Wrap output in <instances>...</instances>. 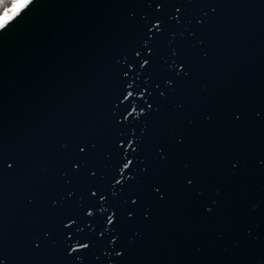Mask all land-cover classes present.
I'll return each mask as SVG.
<instances>
[{"label": "water", "instance_id": "obj_1", "mask_svg": "<svg viewBox=\"0 0 264 264\" xmlns=\"http://www.w3.org/2000/svg\"><path fill=\"white\" fill-rule=\"evenodd\" d=\"M0 264H264V0H35L0 32Z\"/></svg>", "mask_w": 264, "mask_h": 264}, {"label": "snow or ice", "instance_id": "obj_2", "mask_svg": "<svg viewBox=\"0 0 264 264\" xmlns=\"http://www.w3.org/2000/svg\"><path fill=\"white\" fill-rule=\"evenodd\" d=\"M6 2H10L11 6L0 14V32L5 31L10 24L35 3V0H0V6ZM81 247H87V245L84 244Z\"/></svg>", "mask_w": 264, "mask_h": 264}, {"label": "rangeland", "instance_id": "obj_3", "mask_svg": "<svg viewBox=\"0 0 264 264\" xmlns=\"http://www.w3.org/2000/svg\"><path fill=\"white\" fill-rule=\"evenodd\" d=\"M10 6H11L10 2H6V3H4L2 6H0V14H2L3 11H4L6 8L10 7Z\"/></svg>", "mask_w": 264, "mask_h": 264}]
</instances>
